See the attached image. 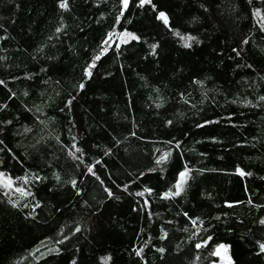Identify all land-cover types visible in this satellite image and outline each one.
Here are the masks:
<instances>
[{
    "label": "trees",
    "instance_id": "trees-1",
    "mask_svg": "<svg viewBox=\"0 0 264 264\" xmlns=\"http://www.w3.org/2000/svg\"><path fill=\"white\" fill-rule=\"evenodd\" d=\"M61 2L0 0V264H264V0Z\"/></svg>",
    "mask_w": 264,
    "mask_h": 264
},
{
    "label": "rangeland",
    "instance_id": "rangeland-1",
    "mask_svg": "<svg viewBox=\"0 0 264 264\" xmlns=\"http://www.w3.org/2000/svg\"><path fill=\"white\" fill-rule=\"evenodd\" d=\"M132 36H135V35L130 32H123L119 34L118 36H115L114 38L110 39L109 45L114 43L118 47L121 44H125L131 40H134L131 38ZM2 182H4L6 186L8 187L12 185L11 181H9L8 179L3 180ZM213 255L215 257V261L212 262V264H230L231 263V259L229 257L227 246L224 244L215 245L213 247Z\"/></svg>",
    "mask_w": 264,
    "mask_h": 264
},
{
    "label": "snow or ice",
    "instance_id": "snow-or-ice-1",
    "mask_svg": "<svg viewBox=\"0 0 264 264\" xmlns=\"http://www.w3.org/2000/svg\"><path fill=\"white\" fill-rule=\"evenodd\" d=\"M145 2H149V0H141V4L145 3ZM127 3H128V0H124V5L125 7L127 6ZM60 7L61 8H66L67 7V3H66V0H62L61 4H60ZM160 18L161 19H164L165 20V23H167V18L165 16L164 13H160ZM57 31H59V29H57ZM132 39H135L136 37L135 36H132L131 37ZM187 46V45H186ZM155 47V46H153ZM97 59H99V57H97ZM88 75H91L90 72L87 73ZM81 88H83V84L81 85ZM167 153L161 157L160 161H158V163L160 162H163L164 159H166L167 157ZM89 171L91 172V168L89 169ZM238 172L240 171L239 169L237 170ZM241 175H244L243 172H240ZM187 176H188V172L187 170L185 172H182L181 173V181L176 185V192L175 193H169V194H166V195H179L180 191L182 190L183 188V184L184 182L186 181L187 179ZM74 183V182H73ZM111 194V193H110ZM262 224H264V220L261 221ZM200 245H197V247H199ZM223 247V246H221ZM260 249L262 252H264V244H261L260 245ZM219 251V250H218ZM139 254V253H138Z\"/></svg>",
    "mask_w": 264,
    "mask_h": 264
}]
</instances>
